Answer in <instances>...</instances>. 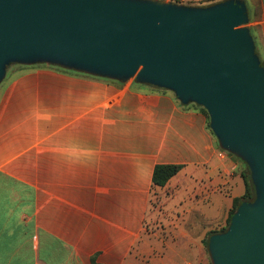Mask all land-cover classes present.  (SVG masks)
I'll return each mask as SVG.
<instances>
[{"label":"crops","instance_id":"0c3cea01","mask_svg":"<svg viewBox=\"0 0 264 264\" xmlns=\"http://www.w3.org/2000/svg\"><path fill=\"white\" fill-rule=\"evenodd\" d=\"M242 1L264 66V0ZM98 77L34 64L0 84V264H215L247 160L196 102ZM162 164L181 169L155 185Z\"/></svg>","mask_w":264,"mask_h":264},{"label":"water","instance_id":"95a60500","mask_svg":"<svg viewBox=\"0 0 264 264\" xmlns=\"http://www.w3.org/2000/svg\"><path fill=\"white\" fill-rule=\"evenodd\" d=\"M242 0L207 7L157 0H0V78L11 61H49L173 90L205 107L222 145L253 169L241 202L211 235L215 264H264V66Z\"/></svg>","mask_w":264,"mask_h":264},{"label":"rangeland","instance_id":"374dc122","mask_svg":"<svg viewBox=\"0 0 264 264\" xmlns=\"http://www.w3.org/2000/svg\"><path fill=\"white\" fill-rule=\"evenodd\" d=\"M157 1H161L162 3H169V2H171V3L178 4V5L179 4L180 5L182 4V5H185V6L207 7V6L213 5L215 3H218V2H221V1H224V0H219V1H214V2L213 1L212 2H209L207 0H157ZM34 64H40V65L50 66L51 68H57L59 70H63V71H66V72H71V73H74L76 75H80V76H84V77H95L96 78V76H99L98 78H100V75H97L94 72L77 70V69H74V68H69L67 66H63L60 63L59 64L58 63L55 64V63H52V62H49V61H40V60L35 61V62H32V63L31 62L30 63H27L26 61H11L6 66V69H7L6 73L3 76H1V78H0V84L2 83L3 80H5V81L10 80V77H12V73L14 72L15 69H18V68L23 67L25 65H34ZM246 165H247V169L249 171V175L251 177V182H252L253 187H254V195H253V197H252L251 200H245L244 199L243 201L256 202L257 199H258V190H257L256 184L254 183L253 169H252V167L249 164H247V162H246ZM230 223H231V221H230ZM230 223L225 224L226 229L229 228ZM223 226L217 227L218 229H214V230H219ZM211 235H213V234H210L207 237L208 243H209V240H210Z\"/></svg>","mask_w":264,"mask_h":264},{"label":"trees","instance_id":"16d2710c","mask_svg":"<svg viewBox=\"0 0 264 264\" xmlns=\"http://www.w3.org/2000/svg\"><path fill=\"white\" fill-rule=\"evenodd\" d=\"M209 2H214V1H219V0H207ZM201 110L207 114L208 111L205 107L200 106ZM181 169V165H157L154 171V184L155 185H160V186H164L168 180L173 177L179 170ZM242 176L243 179L245 181V185H246V191L245 194L242 197H237L234 199V203H233V207L230 210V214L228 216L227 219V223H230L231 218L233 216V214L236 212V210L238 209V206L241 204V202L245 199V200H251L253 195H254V187L253 184L251 182V177L249 175V171L247 169V165L246 168L243 170L242 172ZM226 223V224H227ZM227 229L225 227V225L220 228L219 230H212L210 231V233L208 234V236L210 234H216V233H221V232H225ZM206 244L208 245V241L207 239L205 240Z\"/></svg>","mask_w":264,"mask_h":264}]
</instances>
